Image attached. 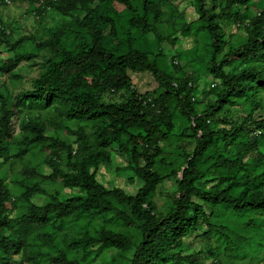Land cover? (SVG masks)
<instances>
[{
	"label": "trees",
	"instance_id": "obj_1",
	"mask_svg": "<svg viewBox=\"0 0 264 264\" xmlns=\"http://www.w3.org/2000/svg\"><path fill=\"white\" fill-rule=\"evenodd\" d=\"M9 1L16 0H0V49L12 57L0 63V75H10L22 63L37 58V53H19L27 43L37 52L50 51L54 56L45 59L32 89L11 97L6 87L0 86V164L11 161L15 165L34 148L48 149L51 155L44 162L51 172L44 174L26 166L20 170L22 177L14 184L20 192L16 202L24 212L13 217L16 207L0 177V264H13L18 255L21 264L37 263L43 257L49 264H88L100 251L110 248L120 252L133 249L128 264H204L199 258L201 246H194L190 238L209 240L225 232V227L212 222L216 213L250 211L260 217L250 220L249 225L263 226L264 6L244 25L245 17L235 7L248 11L252 0H212L211 6L207 0H193L197 21L212 48L204 70L213 83L210 94L214 100L200 113L193 103L195 79L183 76L171 80L162 68L163 52L152 59L148 50L134 45L130 30L151 32L150 14L154 13L156 20L161 17L149 0H141L140 13L130 0H27L37 19L54 12L70 19V25L52 30L46 40L30 35L13 42L8 40L1 13ZM109 2L120 4L132 15L125 53L106 45V37L117 33L114 18L104 9ZM229 19L234 21L235 31L243 28L246 32L244 42L237 46L226 39L221 26L222 20ZM130 73H149L161 90L157 97L139 93ZM118 92H127L124 102L102 101L104 94ZM168 99L189 125L180 137L192 139L195 145L191 152L182 153L180 171L160 176L155 168L166 164L160 142L167 141L176 128ZM237 106L247 110L239 124L223 119V128H209L220 112ZM48 110L59 118H52L50 124L74 137L76 148L58 136H48L42 115L31 113ZM15 120L19 129L16 135ZM70 123L76 127L72 129ZM12 137H18L19 147L15 149L10 144ZM114 146L113 151L128 160L117 171L126 175L129 184H140L134 195L118 187L109 188L97 179L102 166L110 168L114 154L110 148ZM251 154L255 157L249 164ZM166 177L173 179L177 196L166 214H158L153 196ZM57 180L82 194L61 198L40 187L41 182ZM39 195L46 197L41 205L32 202ZM106 215L137 229L140 242L135 245L129 236L111 228L90 229L92 220ZM63 229L74 237L59 239ZM49 244L51 251L44 252V245ZM75 249L82 255L80 261L72 253Z\"/></svg>",
	"mask_w": 264,
	"mask_h": 264
},
{
	"label": "rangeland",
	"instance_id": "obj_2",
	"mask_svg": "<svg viewBox=\"0 0 264 264\" xmlns=\"http://www.w3.org/2000/svg\"><path fill=\"white\" fill-rule=\"evenodd\" d=\"M133 7L140 13L141 0H130ZM152 9H156L161 14V17L154 19V13L149 16V24L151 26V32L142 33L139 29H131V38L135 42V46L141 49L148 50L151 53V58L159 53L164 54L165 62H163L162 68L171 80L180 79L183 76H190L195 79L194 107L198 112H202L209 104L210 100H214V95L210 94V90L213 87V83L210 84V78L205 74L204 68L208 66V61L211 57V45L208 34L203 29L201 23L197 21V15L193 8V0H149ZM218 1V0H216ZM212 0H207V6H211ZM29 2L27 0H16L14 2H7L2 6L1 13L4 23L6 25V31L8 40L13 42L22 36L33 35L37 39L46 40L52 30L58 28H69L70 19L64 18L54 12H47L44 18L37 19L30 11ZM264 6V0H252L248 5L249 10L245 11L244 8L235 7V10H240L244 15V25H246L250 18ZM104 9L107 13L114 18L117 30L115 37H106V45L113 50L125 53L128 50L126 33L128 31V20L132 15L125 10L120 4L109 2L106 3ZM221 26L225 31L226 39L229 38L231 45L237 46L244 42L246 32L243 28L234 30L235 24L233 20H222ZM188 29V32H184V29ZM106 28L105 35L108 33ZM33 52L37 53V58L32 59L27 63H22L14 72L10 75H0V86L6 87L11 97L16 96L20 92L32 89V84L40 74L43 72V65L46 58L54 56L50 51L37 52L31 46V43L25 44L19 53ZM11 53H7L0 49V63L11 58ZM174 59V65L171 66V59ZM160 64H162V57L158 58ZM178 64H177V63ZM177 64V65H176ZM239 69V68H238ZM132 82L136 87V90L143 93H150L157 95L160 93L158 89V83L149 73H130ZM163 92V90H162ZM127 98V92H118L115 94H104L102 101L104 103H121ZM170 108L174 115L176 128L172 136L165 142H160V146L163 150L162 158L165 160V165H157L155 170L160 176L170 174L171 170L180 171L184 160L181 155L183 152L189 153L194 148V142L190 138L180 137L181 132H186L188 128V122L181 116L179 110L175 106L171 99ZM33 116H37L38 113L42 115L46 126L48 127V136H58L61 140L68 141L76 148L74 143L75 138L68 136L64 129H56L50 124L52 118L58 121L56 114L48 110L46 112L32 111ZM247 115L245 106H237L230 109H225L220 112L215 118L214 122H210L209 128L212 130H218L223 128L220 121L223 119H229L235 121V124H239ZM14 135L19 131L17 121L13 122ZM72 129L76 127L74 123L68 124ZM246 137H250L248 134ZM10 144L12 149L19 147L18 137H12ZM244 138V137H243ZM242 138V139H243ZM241 139V140H242ZM238 140L237 142H240ZM219 148H222V142H218ZM226 147H224L225 149ZM114 153L111 159L110 168L101 167L97 174V179L102 184L109 188H121L126 193L134 195L137 189L140 187L139 183L129 184L126 179V175L119 173L117 169L126 165L127 159L120 154L114 146L112 149ZM220 153V150H218ZM51 151L48 149L34 148L30 151L20 162L11 165L9 163L0 164V177L3 178L5 185L11 193L13 204H15V212L13 216L20 215L24 212L23 208H20L19 202V190L14 184V180L21 178L20 170L23 167H29L36 172L49 174L51 171L45 164L44 160L49 158ZM49 156V157H48ZM255 154H251L247 159L248 163L252 162ZM216 158V157H215ZM212 161H214V159ZM246 160V162H247ZM1 162V161H0ZM181 175V173H179ZM40 187L47 192V194L57 193L61 198H70L78 194H82L80 190L65 188L60 180L56 182H41ZM177 196V187L174 181L170 177H166L157 187L153 196V202L156 205V212L158 214H166L172 204V201ZM46 200L44 196H34L32 202L41 205ZM128 213V212H126ZM258 214L253 212H246L242 214H235L233 212L225 210L223 213H216L212 219V222L218 226L225 227L226 230L222 234H214L209 240H195L192 237L190 241L195 245H200L203 254L199 258H203L204 264H264V224L261 228H254L249 225L250 220L259 218ZM90 229L95 230L101 227L111 228L118 232L129 236L132 242L137 245L140 242V233L137 229L127 227L116 219L114 215H106L103 219H95L90 222ZM74 237L73 233L67 232L64 229L59 231V239L71 240ZM229 239V243L227 239ZM190 242V244H191ZM192 246V245H191ZM64 245H61V249H64ZM44 252H50V244L44 245ZM72 253L79 259H82V255L79 250H72ZM133 254V249H128L124 252H120L116 249H103L98 253L94 260L88 261V264H128L129 259ZM208 255V258L205 256ZM21 255L15 256L13 264H21ZM22 264H49L48 258H39L35 263L33 260L29 263ZM50 264H52L50 262Z\"/></svg>",
	"mask_w": 264,
	"mask_h": 264
}]
</instances>
